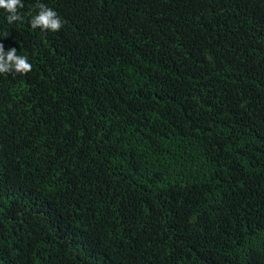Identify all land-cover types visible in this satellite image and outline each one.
Returning <instances> with one entry per match:
<instances>
[{
    "label": "trees",
    "instance_id": "16d2710c",
    "mask_svg": "<svg viewBox=\"0 0 264 264\" xmlns=\"http://www.w3.org/2000/svg\"><path fill=\"white\" fill-rule=\"evenodd\" d=\"M22 2L0 264H264V0Z\"/></svg>",
    "mask_w": 264,
    "mask_h": 264
},
{
    "label": "clouds",
    "instance_id": "9594fccd",
    "mask_svg": "<svg viewBox=\"0 0 264 264\" xmlns=\"http://www.w3.org/2000/svg\"><path fill=\"white\" fill-rule=\"evenodd\" d=\"M23 7L22 0H0V9L8 13L6 19L9 24L22 21L23 17L20 10ZM37 7L39 8V12L30 21L33 29L39 28L45 31L57 32L63 27V21L56 11L43 3H39ZM7 35L8 32L6 30L0 31V36L6 37ZM31 71L32 65L26 56L18 55L15 47L5 51L3 43H0V74L13 73L25 75Z\"/></svg>",
    "mask_w": 264,
    "mask_h": 264
}]
</instances>
